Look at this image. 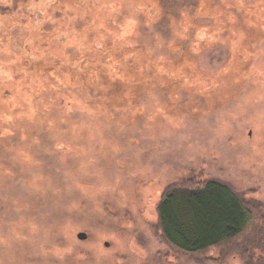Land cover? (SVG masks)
Listing matches in <instances>:
<instances>
[{
	"label": "rangeland",
	"instance_id": "1",
	"mask_svg": "<svg viewBox=\"0 0 264 264\" xmlns=\"http://www.w3.org/2000/svg\"><path fill=\"white\" fill-rule=\"evenodd\" d=\"M204 7V0H0V264H264V246L244 249L248 232L206 254L176 253L156 215L169 187L204 181L229 186L264 214V5L258 24L231 30L252 49L236 66L245 77L216 97L211 87L194 98L160 89L161 74L135 109L127 100L105 108L104 90L39 76L25 64L77 71L81 52H95L83 61L96 68L103 51L153 60L202 52L199 72L215 75L231 52L223 37L187 29L179 14L178 24L160 18V10L183 12L205 29L195 17ZM103 69L111 72L109 62Z\"/></svg>",
	"mask_w": 264,
	"mask_h": 264
},
{
	"label": "trees",
	"instance_id": "2",
	"mask_svg": "<svg viewBox=\"0 0 264 264\" xmlns=\"http://www.w3.org/2000/svg\"><path fill=\"white\" fill-rule=\"evenodd\" d=\"M204 1L206 7L201 8L195 17L207 22L208 28L202 29L192 23L190 16L183 12L160 10V18H167L173 24H178L176 15L179 14L181 20L187 21V29L202 30L210 40L217 37L219 43L223 40L218 36L223 37L224 42L220 46H225L231 52L224 71L215 75L199 72L194 59L202 52H169L168 59L153 60L144 52H112L111 56H105L103 51L101 64L97 68L94 64H85L83 61V56H87L86 60H92L95 52H81L77 59L81 68L77 71L74 68L68 71L62 63L53 65L54 67L33 65L28 61L25 64L39 76L51 78L53 75L52 79L58 81L55 75H60L63 77L62 83H82L83 88L89 91L103 93L104 90V100L100 103L105 108L121 106L127 100V106L135 109L136 100L145 90L155 87L161 74L164 81L160 89L189 93L194 98L204 94L206 87H211V91H214L212 97H216L224 91L225 86L232 85L235 88L240 78L245 77L237 69V65L242 66L243 52H249L251 44L239 41L231 30L239 22L258 24L256 21L260 18L264 0ZM145 12V16L148 13L153 16L154 8ZM105 61L109 62L111 72L103 69ZM83 67L85 71H92L88 77L83 73ZM213 80H218L216 87L211 83ZM222 97L224 96L219 98ZM214 107L215 105L210 109ZM260 209L256 203L244 200L229 186L217 181L174 185L165 191L157 205V229L163 242L176 253L187 256L206 254L223 244L237 241L246 232L248 237L243 244L244 249L250 252L264 246V232H260L264 228H258L260 225L264 226V214Z\"/></svg>",
	"mask_w": 264,
	"mask_h": 264
},
{
	"label": "water",
	"instance_id": "3",
	"mask_svg": "<svg viewBox=\"0 0 264 264\" xmlns=\"http://www.w3.org/2000/svg\"><path fill=\"white\" fill-rule=\"evenodd\" d=\"M87 238V235L85 233H78L77 234V239L79 240H85ZM105 246H108L107 243H105Z\"/></svg>",
	"mask_w": 264,
	"mask_h": 264
}]
</instances>
